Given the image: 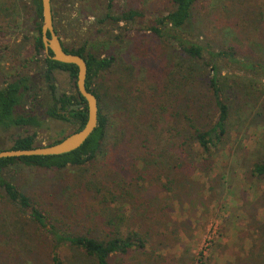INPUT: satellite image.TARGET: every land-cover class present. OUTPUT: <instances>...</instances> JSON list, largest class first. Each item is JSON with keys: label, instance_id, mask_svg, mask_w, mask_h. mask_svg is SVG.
<instances>
[{"label": "rangeland", "instance_id": "1", "mask_svg": "<svg viewBox=\"0 0 264 264\" xmlns=\"http://www.w3.org/2000/svg\"><path fill=\"white\" fill-rule=\"evenodd\" d=\"M240 1L243 3L201 0L193 14L195 41L215 50L234 45L255 57L251 58L255 65L251 70L233 61L217 59L220 74L230 76L226 86L232 115L226 141L218 144L203 164L207 154L196 144L189 146L187 153L183 152L178 147L179 137L169 132V126L162 120L163 109L153 105L159 104L160 98L155 96L157 101L151 100V95L161 92L165 85L169 91H176L173 82L181 81L189 65L200 67L205 73L208 69L201 61L194 63L184 57L176 44L161 40L148 30L156 16L165 10L168 0H52L54 25L66 47L79 49L85 45L102 56L115 57L110 87L116 107L111 110L109 133L102 153L93 164L63 171L17 164L6 169L4 176L30 198L48 201V206L51 202V211L55 213H76L79 209L81 214L84 211L88 212L87 216L92 215L90 222L100 218L105 224L113 219L124 229L138 224L136 229L140 230V226L149 225L164 234L163 245L152 240L145 249L118 256L117 264H226L228 261L247 264L251 225L255 219L264 218V208L257 199L264 193V181L245 170L251 160L261 156L264 147V119L255 115L264 101V67H261L262 59L264 65V30L261 32L264 0ZM235 5L240 10L230 7ZM247 5L251 9L246 13L243 7ZM131 9L142 14L120 23L107 17L108 13L119 15L121 10ZM242 16L251 23H246L244 31L240 27ZM40 20L34 0H0V86L20 72L32 74L39 83L37 78L43 63L34 62L32 57ZM53 74L61 91L74 90L68 71L56 69ZM250 79L255 85H251ZM141 85L146 92L143 99L137 98L138 91L127 93V88ZM260 93L261 99L256 103L253 97ZM151 105V109L144 111ZM41 108L38 106L37 112ZM169 110L171 106L165 112ZM75 130L76 125L54 119L38 128L24 126L8 131L0 128V148L10 146L9 139L18 134L37 132L38 145H44ZM148 136V153L159 157L165 152V160L173 155L172 160H178L180 170L190 172L193 181L200 183L204 203L199 199L182 200L179 193L183 192L184 182L182 186L179 182L169 184L163 176L154 178L152 172L144 180L133 179L136 173L130 172L128 165L134 161L132 155L137 156L136 163H140L139 158L151 157L145 152L146 147L137 142ZM81 174L88 181L102 182V187L103 183L110 187L113 180L129 179L131 185H122L134 192L127 202L122 199L111 205L104 203L97 209L98 214L94 213V206H86L82 201L78 207L79 197L57 198V193L66 196L65 186L61 185L63 189L58 191V185L70 178L75 182L70 188L74 192ZM30 213L6 197L0 187V264H49L48 250L36 233ZM63 260L66 264H92L75 250L63 253Z\"/></svg>", "mask_w": 264, "mask_h": 264}, {"label": "trees", "instance_id": "2", "mask_svg": "<svg viewBox=\"0 0 264 264\" xmlns=\"http://www.w3.org/2000/svg\"><path fill=\"white\" fill-rule=\"evenodd\" d=\"M200 1L168 0L165 10L156 16L155 21L148 27V30L161 40L173 45L176 44L184 57L191 59L194 63L201 61L202 65L206 69L208 68L205 73L200 67L191 64L188 66L181 81L179 82L176 79L173 82V88L176 91H169L165 85L161 92L151 95L152 101H157L155 96L160 98V105L157 103L153 105L160 106L163 109L162 120L169 126L167 130L171 133L174 132L173 134L179 137L180 145L178 147L187 153L189 146L198 145L207 154V157H204L205 161L202 162L204 164L211 158L214 148L226 141L228 124L232 115L231 102L227 96L228 89L226 86V81L230 76L220 74L217 59L223 58L233 61L251 70L255 67L251 58L255 57L248 56V53L234 45L215 50L193 39V14L196 12L195 9ZM217 1L222 2L224 0ZM231 1L234 2L233 4L241 2L240 0ZM34 4L41 19V0H34ZM226 5V3L223 4V7L225 8ZM230 7L234 10H240L239 5ZM263 7L264 4L262 3L261 32L264 30V22L262 20L264 18ZM231 8L229 11L232 10ZM243 9L247 13L251 8L247 5ZM141 14V12L131 9L121 10L119 15L108 13L107 17L114 20L115 23H120L131 21ZM239 19L241 21L240 27L243 31L247 30L246 23L249 22L245 21L243 16ZM231 25L235 26V23ZM36 31L33 43L34 56L32 58L34 62L42 61L41 70H45L46 79L50 84L49 87L54 88L50 83V72L55 69L68 71L74 81L73 87L76 93L70 96L65 93L64 96L67 100L75 99L74 104H81L79 108L67 111L68 115H66V113L58 111L56 101L53 103L49 102L46 114L49 116V120L70 121L74 119V124L78 125L76 130H79L88 119V108L86 99L77 89L78 67L72 63H63L52 59L50 57L53 54L51 50L50 55L46 53L42 38L41 20L37 22ZM64 48L68 52L83 56L87 61V87L98 98L99 123L89 139L81 147L71 152L60 155L0 158V187L5 191L6 197L17 203L22 209L30 210L31 219L36 224V233L38 232L37 235L42 239V245L46 251L48 250L49 264H66V261L63 260V253L71 250L84 255L92 264H117L116 258L118 256L127 255L134 250L145 249L152 240H156L158 244L163 245L161 236H164V234L154 231L149 225L144 226L145 228L140 226V230L136 229L138 224L134 228L128 226L124 229L119 223H115L113 219H110L105 224L100 221V218L95 222H90L92 215L87 216L88 212L84 211L81 214L79 209L76 210V213H55L51 211V202L48 206V201L43 202L42 199L34 200L30 198L15 183L4 176L6 169L17 164L56 171H63L69 167L82 168L93 164L104 149L112 121L111 110L116 107V98L112 94V88L110 87L111 75L114 74L115 57L113 55L102 56L100 53L88 50L85 45H82L79 49H70L66 46ZM262 61L263 59L261 60V67H264ZM250 82L253 83L251 85H255L253 79H250ZM141 86H131L127 88V93L132 94L138 91V94H136L137 98L143 99L144 97L142 96H145L146 92L144 90L145 86ZM43 93V87L37 83L34 76L30 73H16L5 80L0 86V128L8 131L24 126L42 127L48 121L44 115L39 114L41 111L37 112V107L42 106ZM116 97L119 98L118 95ZM113 98H115V101ZM253 98L258 103L261 99V93L258 97L254 96ZM110 102L112 104H109ZM153 105L146 107L144 111L151 109ZM169 106H171V110L166 113L165 109H168ZM259 107L260 110L255 112V115L264 119V101ZM154 111L158 112V109L155 108ZM131 136L135 140V134ZM148 139L149 136L147 138L141 137V140H137L141 146L146 147L145 152L151 157L139 158L140 163H136L137 156L132 155V160L134 161L128 165L129 171L136 173L133 179H136V181L144 180L146 174L148 175L152 172L154 178L163 176L169 184L179 182L180 186H182L184 182V187H181L183 192L179 193L182 196V200L193 202L199 199L204 203L203 197L201 198L200 183L197 180L193 181L190 172L180 170L178 160H172L174 159L172 158L173 155H170V160H165V152L160 153L159 157L157 154L148 153L150 150ZM9 140L12 141L11 145L6 148H0V150L27 149L38 146L37 132L18 134ZM58 141L56 140L52 143ZM127 144L132 143L127 142ZM245 170L251 176L264 181V147L261 156L251 160ZM128 175L129 172H127ZM74 183L70 181V178L67 183L62 181L58 185V191L65 186L64 192L66 196L57 193V198L62 200L71 196L79 197L78 207L82 201L86 206H92V208L94 206L95 214H98L97 212L100 210L97 209L104 203L111 205L123 201L122 199L127 202V199L130 200V196L134 192L130 188L125 189L124 187V185L132 184L129 179L121 180L120 182L113 180L110 187H106V183H103L104 187H102V182L88 181L85 175L81 174L77 177L76 184L78 186L76 191L72 192L70 188ZM123 183L124 185H122ZM257 199L261 200V206L264 208V193ZM251 226L253 230L249 235L251 243L247 249L249 251L247 264H264V218L261 220L255 219ZM45 234L47 238H45ZM48 238H51V241ZM226 264H233V262L228 261Z\"/></svg>", "mask_w": 264, "mask_h": 264}, {"label": "water", "instance_id": "3", "mask_svg": "<svg viewBox=\"0 0 264 264\" xmlns=\"http://www.w3.org/2000/svg\"><path fill=\"white\" fill-rule=\"evenodd\" d=\"M42 18L41 31L45 45V51L54 60L63 63H72L78 67L77 88L80 94L87 101L88 119L85 125L52 144L38 145L27 149H2L0 150V158L6 157H23L35 155H60L71 152L81 147L93 134L99 123V102L97 96L87 87L88 65L86 59L76 53L68 52L64 48L62 40L55 28L53 21L52 0H41ZM51 77L54 78L53 74ZM57 89L59 92V86ZM59 98V95H58Z\"/></svg>", "mask_w": 264, "mask_h": 264}, {"label": "flooded vegetation", "instance_id": "4", "mask_svg": "<svg viewBox=\"0 0 264 264\" xmlns=\"http://www.w3.org/2000/svg\"><path fill=\"white\" fill-rule=\"evenodd\" d=\"M53 21H54V17H53ZM63 45H64V43H63ZM61 71H66V70L61 69ZM51 74H53V72H50V78H51L50 83L54 86V88L49 87L50 84L48 83V81L46 79L45 70H41L39 73V76L37 78L40 86L43 87V91H44L43 97H42L43 98L42 99V108H41V112L39 114L44 115L46 117L45 118L46 120H49V116L46 114V112L49 108V102L53 103L54 101H56L58 111L61 113H66L70 109H76V108H79V106H81V104H74V101H76L75 99L67 100L64 96L66 92L61 91L60 87H59L60 92H58V89H57L58 87L56 85V84H58V82L56 81L55 77L54 78L51 77ZM53 76H54V74H53ZM58 86H59V84H58ZM73 89L74 90H72V91L70 90L67 92L69 96L76 93L75 88H73ZM58 95H59V98H58ZM66 115H68V114L66 113ZM54 120H57V119H54ZM58 121H62V120H58ZM67 122L69 124H74V119H71L70 121H67ZM76 126H78V125H76Z\"/></svg>", "mask_w": 264, "mask_h": 264}]
</instances>
